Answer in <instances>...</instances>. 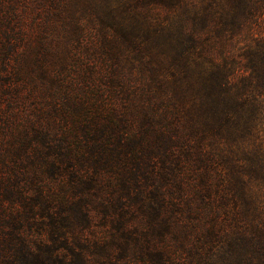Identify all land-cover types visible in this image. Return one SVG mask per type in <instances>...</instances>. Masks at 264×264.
Returning a JSON list of instances; mask_svg holds the SVG:
<instances>
[{"label": "trees", "instance_id": "1", "mask_svg": "<svg viewBox=\"0 0 264 264\" xmlns=\"http://www.w3.org/2000/svg\"><path fill=\"white\" fill-rule=\"evenodd\" d=\"M146 1L170 10L166 22L115 32L130 42L141 32L169 70L154 88L163 112L141 118L154 145L140 152L133 141L129 155L121 137L115 153L101 151L118 181L58 206L55 264H264V39L216 61L209 35L220 44L248 28L246 0Z\"/></svg>", "mask_w": 264, "mask_h": 264}, {"label": "rangeland", "instance_id": "2", "mask_svg": "<svg viewBox=\"0 0 264 264\" xmlns=\"http://www.w3.org/2000/svg\"><path fill=\"white\" fill-rule=\"evenodd\" d=\"M246 3L248 28L220 44L209 35L216 61L264 39V0ZM168 12L146 0H0V264H55L58 206L109 195L118 181L101 151L115 153L121 137L129 155L133 141L140 152L154 145L141 118L163 112L154 88L169 70L141 32L130 42L115 26L150 29Z\"/></svg>", "mask_w": 264, "mask_h": 264}]
</instances>
